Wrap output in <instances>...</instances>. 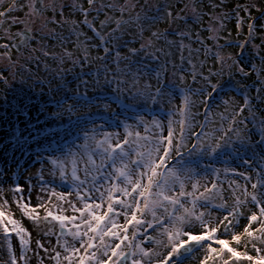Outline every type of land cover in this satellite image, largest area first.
I'll return each instance as SVG.
<instances>
[{
	"label": "snow or ice",
	"instance_id": "6c2138e0",
	"mask_svg": "<svg viewBox=\"0 0 264 264\" xmlns=\"http://www.w3.org/2000/svg\"><path fill=\"white\" fill-rule=\"evenodd\" d=\"M226 6V0H210V11L204 12L202 0H182L181 7L168 0L164 4L153 0H0V41H7L0 43V63L8 61L6 67L12 79L23 76L27 63L39 61L42 56L57 63L58 75L71 71L64 69L67 63L84 75L90 74L93 87L110 91L111 100L104 104L108 110L113 103L126 109L131 106L129 100L145 104L169 100L171 104L172 87H179L182 93L181 103L171 111L166 125L152 120L150 128L139 117L148 135L129 130L127 125L122 138L119 133L104 132L101 139L94 134L95 129L93 134L85 131L83 142L75 151L69 148L64 158L52 159L49 173L55 175L52 169H57L60 179L72 185L73 190L66 195L41 185L40 192H48L49 198L39 197L37 206L30 207L22 195L16 198L17 208L44 236L59 226L57 244L63 252L39 240L35 241V249L27 247L30 233L12 217L9 201L0 187V231L9 245L15 233L23 249L13 254L9 247L6 264H27V251L41 257L39 264H44L41 252L56 264H184L197 250L205 253L200 264H208L210 259L219 260L220 264H232L233 259L237 264H264V256L254 258L246 250L231 246L247 249L251 245L255 252H264V247H257L264 246V170L255 178L232 170L245 183L230 182L232 206L229 208L221 195L222 203L213 206L225 209L227 215L217 219L210 212L197 211V201L202 200L200 207L206 209L214 198L207 193L216 189V195L220 194L217 183L208 187L197 180L191 184L192 191H185V180L192 179L193 168L169 167L178 157L183 164L185 153L189 157L213 156L231 149L236 142L250 144L249 123L259 133L256 143L264 144V117L258 115L264 111V107H259L264 105V56L259 66L252 64L251 71L246 70L238 57L223 54L231 41L220 35L225 22L234 16L238 35L247 27V36L242 42L236 41L237 47L243 50L251 45L259 55L264 37L260 45L253 42L256 27L251 13L256 9L264 16V8H257L256 3H237L229 13L224 11ZM160 24L167 27L160 28ZM195 28L206 31L208 36L202 37ZM146 32L150 34L145 36ZM206 39L213 41L212 47L206 45ZM222 39L225 44L219 43ZM47 40L55 43L49 46ZM135 43L139 47L133 46ZM193 43L199 46L193 47ZM57 47L59 52L55 51ZM13 49L19 50L16 59H12ZM210 54L217 67L207 66ZM253 73L258 82L255 96L246 91L247 85L241 81L234 85L242 92L239 100L234 93H225L226 98L213 108L211 102L225 87V76L232 79L239 74L247 79ZM78 80L88 85L83 76H78ZM0 83L10 86L9 77L3 72ZM74 94L77 99L67 106L68 112L77 111L80 104H94L87 95ZM42 176L41 172L39 178ZM113 179L119 183L110 184ZM200 187L204 191L200 192ZM12 191L22 193L23 189L16 186ZM117 192L121 198L114 196ZM158 209L162 210L159 214ZM68 212L71 214L65 215ZM148 215L160 226L163 239L155 243L164 249L162 253L135 242L138 230L146 232L153 227ZM120 216L123 223L116 219ZM242 218L246 223L238 231ZM217 233L230 235L231 240ZM65 234L71 240L61 241ZM148 240L152 241V237Z\"/></svg>",
	"mask_w": 264,
	"mask_h": 264
},
{
	"label": "rangeland",
	"instance_id": "374dc122",
	"mask_svg": "<svg viewBox=\"0 0 264 264\" xmlns=\"http://www.w3.org/2000/svg\"><path fill=\"white\" fill-rule=\"evenodd\" d=\"M168 2L175 7L182 6V0H168ZM209 2L210 0H202L204 12L210 11L208 7ZM153 3L164 4L165 0H153ZM216 3H219V0H216ZM226 3L227 6L224 8V11L229 13L232 12L233 6L237 3H256L257 8H264V0H226ZM251 14L255 17L256 27V36L253 42L256 45H260L261 37H264V27H262L264 26V16L256 9H253ZM243 15L244 13H241V16ZM76 18L79 19V16ZM103 18V15H101L100 19ZM205 20H207V17H205ZM236 23L235 17L230 16L220 33V35L231 41V43L225 46L223 54L225 56L230 54L234 58L238 57L246 70L251 71L252 64L259 66L261 63V57L264 56V47L260 49L259 55H257L256 50L251 45L246 46L243 50L239 49L236 41L242 42L245 40L247 27L245 25L238 35ZM158 27L164 28L167 25L160 24ZM173 27L176 26L174 25ZM180 27H183V25H180ZM194 30L200 31L199 28H195ZM149 34L146 32L145 36ZM88 35L91 36L92 33L88 32ZM200 35L206 38L208 33L200 31ZM54 43L52 40L46 41V44L49 46ZM205 43L209 47L213 46L212 40L206 39ZM219 43L225 44V40L222 39ZM133 46L139 47V44L135 43ZM198 46L193 43V47ZM68 47L71 48L72 45L69 44ZM55 51L59 52V47ZM24 55H27V53ZM203 58L201 56V59ZM12 59H16L14 57V50ZM7 63V60L0 63V72H3L4 76L9 77L10 85L6 86L0 83V187L3 188L4 196L9 201L12 217L19 220L21 225L30 233V243L27 247L35 249V241L39 240L46 246H55L57 250L63 252V249L57 244V237L61 236L59 226L56 225L49 236H44L43 232L34 226V222L24 216L17 208L16 198L22 195L25 198L24 202L29 203L30 207L37 206L39 197L49 198L48 192H40L41 185L47 189H53L57 193H64L66 195L67 192L73 190L72 185L60 179L57 169H52L56 173L55 175L49 173V168L52 167L50 165L52 159L56 157L64 158L69 148L75 151L83 142L85 131L93 134L92 130L95 129L94 134L101 139L104 132L119 133L122 138L125 126L127 125L130 126L129 130L139 131L141 135H148L144 131L146 125L140 123L139 117L142 116L148 122L147 126L150 128L152 127L150 123L152 120H159L166 125L171 111H175L176 106L181 103L182 93L179 87H172L171 104H169V100L156 104H145L142 101L131 103L129 100L128 103L131 106L126 109L113 103L111 104V109L108 110L104 108V104L111 100L110 91L107 88L93 87L89 79L90 74L84 75L79 68L72 69L70 63L65 64L63 67L64 69H71V71L58 75L57 63L50 58L41 56L39 61L27 63L25 74L15 79L11 78V73L6 67ZM206 63L208 67H217L211 54ZM60 76H63V79ZM78 76H83L85 80H88V85L81 84ZM241 81L247 85V92L253 96L256 95L255 90L258 82L255 73L247 79L239 74H236L232 79L225 76L222 80L225 87L218 94L214 95L211 102L213 108H216L219 102L226 98L225 93H234L235 97L239 100L242 92L237 90L234 85L239 84ZM198 86L193 85V87ZM76 92L87 95L90 100L94 101V104L91 107H85L83 104H80L77 111L70 113L67 111V106L77 99V96L74 94ZM61 105H64V107H61ZM259 107H264V105H259ZM219 110L222 111L223 109L220 108ZM82 113L87 114L84 115ZM258 115L264 117V111L259 112ZM248 128V135L251 137L250 144L236 142L231 149L221 151L218 155L213 156L194 155L189 157L185 153L183 164L179 162L180 158L178 157L169 165V167L191 166L193 168L192 179L185 180V191H192L191 184L197 180H201V176L202 183L208 187H211L212 182L217 183L220 194L216 195V189L212 193H207V195L214 198L206 209L200 207L203 203L202 200L197 201V211L210 212L213 218L217 219L222 218L223 215H227L225 209L214 207L213 205L222 203L220 198L222 195L227 200L228 207L230 208L232 206V199L230 198L231 189L229 188L230 182L235 180L245 183L240 176L234 175L232 170L235 172H245L253 178L261 170H264V144L256 143L259 133L253 128L251 123H249ZM153 131H156V129L153 128ZM16 132L19 133V136L13 138L12 136ZM245 160H248L249 164H245ZM214 170L218 171L214 172ZM41 172L43 173L42 179L39 178ZM109 183L118 184L119 182L113 179ZM16 186L23 189L22 193H13L12 189ZM175 190H178V185ZM202 191H204V188L200 187V192ZM196 195H199V192ZM114 196L121 198L118 192ZM50 198L55 200V197ZM68 199L73 200L74 197H68ZM188 199L190 200L191 198ZM188 206L190 207L191 205L189 204ZM40 211L42 213L43 209H40ZM161 211L158 209V214ZM70 214V212L65 213V215ZM77 215L79 214L77 213ZM160 218L164 219V216ZM116 219L119 223L124 222L123 216ZM147 219L152 221L153 227L148 228L146 232L143 229L138 230L135 242H141V245L145 249L155 248L162 253L164 249L159 248L155 243V241L163 239L160 235V226L155 223L150 215L147 216ZM52 223L56 224V222ZM245 223L246 221L242 218L238 231H242ZM164 226H168L167 222ZM131 231L132 229L130 228L129 232L131 233ZM194 231H199V229H195ZM217 235L221 234L217 233ZM147 237H152V241L146 242ZM221 238L231 240L230 235H221ZM64 239L71 240V237L65 234L61 237V241ZM231 246L240 251L246 250L254 258L264 256V252H255L251 245L247 249L235 244ZM9 247H11L13 254L23 251L19 245V237L15 233L12 234L10 245L4 241L3 233L0 234V264H6ZM213 247L218 248L219 246L213 245ZM257 247L264 246L257 244ZM36 251L40 250L36 249ZM25 254L28 257L27 264H39L41 257H37L32 251H27ZM204 255L203 251L197 250L194 255L184 260V264H200ZM41 256L44 258V264H56V261L48 259L42 252ZM18 264H25V262L20 261ZM208 264H220V262L219 260L213 261L210 259ZM232 264H237V261L233 259ZM238 264H250V262L239 261Z\"/></svg>",
	"mask_w": 264,
	"mask_h": 264
},
{
	"label": "flooded vegetation",
	"instance_id": "af4514ba",
	"mask_svg": "<svg viewBox=\"0 0 264 264\" xmlns=\"http://www.w3.org/2000/svg\"><path fill=\"white\" fill-rule=\"evenodd\" d=\"M16 15H23V13H15ZM49 15H51V13H49ZM19 26L14 27L12 30L13 32H15L16 30H18ZM2 42H7V41H1ZM33 45L35 46V41H33ZM14 50V57H16L19 54V51H17V49H13ZM27 52H25L24 54H26Z\"/></svg>",
	"mask_w": 264,
	"mask_h": 264
},
{
	"label": "water",
	"instance_id": "95a60500",
	"mask_svg": "<svg viewBox=\"0 0 264 264\" xmlns=\"http://www.w3.org/2000/svg\"><path fill=\"white\" fill-rule=\"evenodd\" d=\"M17 51H19V50L17 49ZM59 233L61 234L60 231H59ZM146 242H149L148 237L146 238ZM124 264H130V261H126V262H124Z\"/></svg>",
	"mask_w": 264,
	"mask_h": 264
},
{
	"label": "trees",
	"instance_id": "16d2710c",
	"mask_svg": "<svg viewBox=\"0 0 264 264\" xmlns=\"http://www.w3.org/2000/svg\"><path fill=\"white\" fill-rule=\"evenodd\" d=\"M246 38V37H245ZM18 137L19 136V133L18 132H16L12 137L14 138V137ZM0 234H2V233H0Z\"/></svg>",
	"mask_w": 264,
	"mask_h": 264
},
{
	"label": "bare ground",
	"instance_id": "6f19581e",
	"mask_svg": "<svg viewBox=\"0 0 264 264\" xmlns=\"http://www.w3.org/2000/svg\"><path fill=\"white\" fill-rule=\"evenodd\" d=\"M201 180H202V176H201V178H200ZM141 247H143L142 245H141Z\"/></svg>",
	"mask_w": 264,
	"mask_h": 264
}]
</instances>
